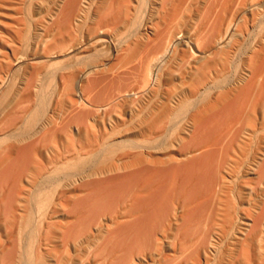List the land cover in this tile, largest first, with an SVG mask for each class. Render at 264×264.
<instances>
[{"label": "bare ground", "instance_id": "6f19581e", "mask_svg": "<svg viewBox=\"0 0 264 264\" xmlns=\"http://www.w3.org/2000/svg\"><path fill=\"white\" fill-rule=\"evenodd\" d=\"M0 264H264V0H0Z\"/></svg>", "mask_w": 264, "mask_h": 264}]
</instances>
